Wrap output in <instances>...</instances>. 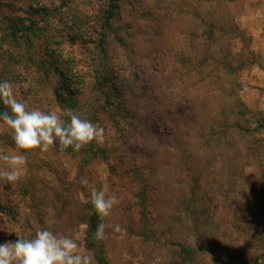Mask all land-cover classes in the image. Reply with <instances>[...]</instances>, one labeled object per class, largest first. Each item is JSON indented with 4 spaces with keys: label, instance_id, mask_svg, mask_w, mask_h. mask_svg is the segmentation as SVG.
<instances>
[{
    "label": "rangeland",
    "instance_id": "1",
    "mask_svg": "<svg viewBox=\"0 0 264 264\" xmlns=\"http://www.w3.org/2000/svg\"><path fill=\"white\" fill-rule=\"evenodd\" d=\"M105 1L0 0L17 99L62 114L47 65L71 54L86 79L81 118L105 128L106 149L92 160L55 145L26 153L20 179L0 180V243L47 226L77 237L92 264H264V0H113L101 52ZM40 3L56 11L49 20ZM32 15L40 32L14 23L13 35L14 19ZM97 69L121 87L110 115L96 111ZM0 151H15L2 121ZM82 176L117 193L108 220L124 233L91 236Z\"/></svg>",
    "mask_w": 264,
    "mask_h": 264
},
{
    "label": "clouds",
    "instance_id": "2",
    "mask_svg": "<svg viewBox=\"0 0 264 264\" xmlns=\"http://www.w3.org/2000/svg\"><path fill=\"white\" fill-rule=\"evenodd\" d=\"M0 121L11 129L15 144L14 152L0 151V180L17 182L20 172L26 167V153L39 149L45 153L58 142L60 151L71 147L80 151L83 147L105 141V128L99 123L81 118L73 109L65 108L62 114L29 108L27 101L17 99L12 82L0 80ZM82 186L87 187L92 211L98 217L93 233L96 239H103L107 229L124 233L126 229L113 225L108 218L119 197L115 191L106 193L103 188L91 187L89 180L82 176ZM0 243V264H92L93 257L81 251L82 245L74 235L55 232L47 226L38 229L32 237Z\"/></svg>",
    "mask_w": 264,
    "mask_h": 264
},
{
    "label": "trees",
    "instance_id": "3",
    "mask_svg": "<svg viewBox=\"0 0 264 264\" xmlns=\"http://www.w3.org/2000/svg\"><path fill=\"white\" fill-rule=\"evenodd\" d=\"M116 7H117V3H115L113 0H106L105 5H102L101 7L100 22L102 28L104 24V29H102L101 31L102 36L100 40L97 42V46L100 47L101 52L104 51L103 43H105V41L107 42L110 36V31L107 32L109 30L107 28L109 27V20L115 14ZM35 10L38 11L39 13L43 11V19H46V16H48L49 17L48 20L50 19L51 15H54L56 13V11L53 12L52 8L48 7L45 3L44 4L40 3V7L38 8L36 7ZM33 15L26 19H24L23 17L15 18L14 21L10 24L11 25L10 28L12 27V34L15 35L19 30V28H16V26L14 27V23L22 24V28L25 30L29 27V29L31 30V34H35V35L38 34L40 32L39 31L40 27L39 25L36 26V24H38L39 19L38 17L35 16L33 17ZM105 30L106 33H104ZM0 40L5 45L4 38H0ZM11 42L12 39L10 43ZM3 43H0L3 46L1 47L0 45V49L3 48L2 49L3 53L0 54V57H2L3 59L6 58L7 63L0 62V75L3 76L2 80H8L13 84L16 81L15 74L18 73L19 71L14 69H13L14 71L11 70V68H14L11 62H14L15 64L18 63L19 56L18 59L14 57L12 53L9 52L6 45L5 46L3 45ZM48 53L49 55H47V57L51 58L52 56H55L56 53L57 55L62 56V54H65L66 51L63 48H60V49H52L48 51ZM70 56L71 54L67 57V59H62L60 61L52 60L48 62L47 67L48 70L56 74L58 79L54 81V85H53V93L58 101V106L62 110L65 108L73 109L77 112V114H79L82 117L83 110L85 109V107L79 105L80 103L78 97L82 93L84 87L86 86V79L83 77L84 74L82 70L78 67L76 63H73V61L70 59ZM69 60H71L72 63H69ZM221 69L222 72L230 71V65L226 57H223L222 59ZM95 73L96 74L94 75V88L97 89L100 99L102 100L100 102V108L96 107V111L99 112V109L102 108L103 110H107L108 114L110 115V112L112 110L118 108L122 104V98H120L119 95L121 93V87L115 80L114 82L109 83V81L107 80L109 78L106 75V73L104 72L99 73L98 69L96 70ZM4 110H5L4 106L0 104V111H4ZM91 121L93 122L94 119H92ZM55 146L59 148L58 142L55 144ZM105 150L106 149H104L103 146L98 145L96 143H91L83 147L78 152L73 151L71 147L65 149L64 152L74 155H80L82 156L83 160H92L94 158H97L98 156H101L100 153L106 152ZM88 218L90 219L91 236H93V233L96 230V226L99 220L95 212L92 211V206L90 208V214Z\"/></svg>",
    "mask_w": 264,
    "mask_h": 264
}]
</instances>
